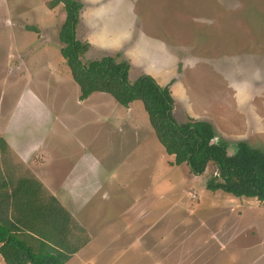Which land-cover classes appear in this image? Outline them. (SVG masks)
Listing matches in <instances>:
<instances>
[{
    "label": "rangeland",
    "instance_id": "rangeland-1",
    "mask_svg": "<svg viewBox=\"0 0 264 264\" xmlns=\"http://www.w3.org/2000/svg\"><path fill=\"white\" fill-rule=\"evenodd\" d=\"M47 1L0 0V137L19 172L59 173L56 195L85 205L91 240L67 264H264V200L207 189L213 163L172 164L142 101L80 100L64 6ZM81 1L84 61L128 60L131 82L169 85L177 123L210 122L229 154L239 140L264 150V0Z\"/></svg>",
    "mask_w": 264,
    "mask_h": 264
},
{
    "label": "trees",
    "instance_id": "trees-1",
    "mask_svg": "<svg viewBox=\"0 0 264 264\" xmlns=\"http://www.w3.org/2000/svg\"><path fill=\"white\" fill-rule=\"evenodd\" d=\"M60 3L65 12L58 32L60 53L79 86L80 100L105 92L126 107L142 101L157 140L174 157L172 164L185 163L193 174L200 175L213 163L217 172L207 189L264 200V150L239 140L229 154L225 141L211 143L217 132L210 122L190 117L177 123L169 85L160 86L148 74L131 82L128 60L104 54L84 61L91 45L75 34L84 3L48 0L46 6L53 9ZM8 146L0 137V256L5 264H66L91 237L82 228L76 232L78 223L73 215L35 175L19 172L7 162Z\"/></svg>",
    "mask_w": 264,
    "mask_h": 264
},
{
    "label": "crops",
    "instance_id": "crops-1",
    "mask_svg": "<svg viewBox=\"0 0 264 264\" xmlns=\"http://www.w3.org/2000/svg\"><path fill=\"white\" fill-rule=\"evenodd\" d=\"M43 174H44V177L42 176V173H41V176L37 174L36 177L45 185V187L47 189H50L49 191L51 193H53L60 200V202L70 211V213L73 215V217L75 218L76 222L79 223V225H81L80 223H82L83 225H85L86 223L81 219V214H82V212L85 209L84 208L85 205L84 204L78 205L77 198L75 196H73V195H76V194L75 193H72L73 195L71 196V194L69 192L70 190L66 187V189L68 190L67 192H68L69 196H63L62 195L63 194V191H62V188L63 187H59L61 197L59 196L60 194L59 195H56L55 192L58 189V186L56 185V183L58 182V178L56 176H54V175H57L58 176L59 173H55L53 171H51L50 173H48V172L45 171V173H43ZM54 183H55V185H54ZM70 196L72 197V199L76 203L74 206H72V204H71V199H70V201L67 199ZM62 198L65 199V201H66L65 204H64V202H62L63 201ZM83 227L85 229H87V224L85 226H83Z\"/></svg>",
    "mask_w": 264,
    "mask_h": 264
},
{
    "label": "water",
    "instance_id": "water-1",
    "mask_svg": "<svg viewBox=\"0 0 264 264\" xmlns=\"http://www.w3.org/2000/svg\"><path fill=\"white\" fill-rule=\"evenodd\" d=\"M215 138H217V136H215V137L213 138V140L211 141V143H217V142H214V139H215Z\"/></svg>",
    "mask_w": 264,
    "mask_h": 264
}]
</instances>
